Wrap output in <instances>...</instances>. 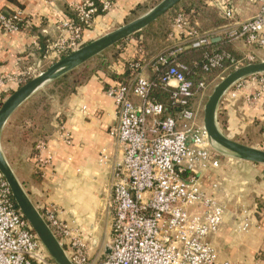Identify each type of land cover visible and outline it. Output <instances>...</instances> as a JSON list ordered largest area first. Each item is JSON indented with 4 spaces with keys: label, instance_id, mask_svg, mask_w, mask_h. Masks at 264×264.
<instances>
[{
    "label": "crops",
    "instance_id": "1",
    "mask_svg": "<svg viewBox=\"0 0 264 264\" xmlns=\"http://www.w3.org/2000/svg\"><path fill=\"white\" fill-rule=\"evenodd\" d=\"M84 1L0 0V9L4 13L19 11L27 21L20 31H0V72L6 77L7 90L0 93V103L21 86L22 76L26 72L35 74L45 71L47 64L55 62L50 59L49 50L44 57L41 35L56 38L59 34L58 24L72 18L69 13ZM155 1L113 0L112 7L95 15L91 26L83 30L80 43L87 44L125 24L139 7H150L149 11ZM235 2L237 10L234 20L223 18L215 7L207 5L224 20V23L209 28L214 41H218L228 28L237 27L259 10V5L250 0ZM194 11L191 9L190 12ZM196 16L193 21L200 30L203 21ZM142 38L130 37L117 46L121 52L108 71L111 73L98 70L67 96L50 95L46 110L50 114L42 124L47 135L37 142H45L42 151L37 149V144L34 147L30 134L28 137L24 134L36 124L33 117L25 115V110L38 93H47L55 79L38 89L12 114L1 136V147L7 149L6 157L12 159V164H9L38 210L42 215L54 210L73 230L82 232L93 257H103V253L105 255L110 251L114 215L109 202L116 168L123 162V152L110 133L118 122L116 104L106 90L122 80L128 70V61L140 58L136 46L143 51L146 66L142 74L151 75L150 62L154 58L145 54L144 45H140ZM190 40L191 37L179 34L172 25V30L167 33L166 49L181 48L182 51L191 47ZM235 48L242 58L247 54L264 56L261 50L248 47L241 40L235 41ZM239 82L241 85L235 83L220 101L217 113H221L226 121L221 130L232 139L264 149V97H257V89L251 84ZM39 156L46 161L42 166L36 162ZM19 158L25 159L26 163L20 164L17 161ZM263 175L264 164L228 154H222L219 169L204 173L205 185L213 180L221 182L218 197L228 209L220 232L210 238L218 252L219 262L264 264ZM241 219L249 223L246 230L240 228Z\"/></svg>",
    "mask_w": 264,
    "mask_h": 264
},
{
    "label": "built area",
    "instance_id": "2",
    "mask_svg": "<svg viewBox=\"0 0 264 264\" xmlns=\"http://www.w3.org/2000/svg\"><path fill=\"white\" fill-rule=\"evenodd\" d=\"M250 1L259 5L257 13L226 32L264 53V0ZM101 3L103 10L108 11L113 0ZM205 3L215 7L223 18L234 20L235 0H205ZM75 9L79 19L91 26L97 11L95 3L85 0ZM24 22L27 23L21 12L9 16L0 9V31H20ZM172 25L179 34L191 37V47L210 42L183 9ZM58 30L48 52L52 61L60 59L64 51L72 52L85 45L80 43L82 28L75 19L61 21ZM136 47L140 58L127 62L128 70L137 71L135 76L129 82L117 81L106 90L115 101L118 119L110 133L123 152L109 202L114 215L110 251L103 257H93L82 232L73 230L54 210L43 216L73 264H239L219 262L210 240L220 232L228 209L218 197L221 182L213 180L205 185L203 175L219 169L225 153L216 148L200 120V107L192 102L197 91L185 73L186 67L171 66L159 79L160 85L175 89L172 97L179 106L167 114L165 105L151 96L157 83L142 74L146 66L143 51ZM180 50L173 48L153 59L152 71L157 72L160 65ZM226 58H231L227 52L208 54L207 65L221 66ZM254 59L253 54H247L232 60L240 67L244 60ZM42 72H26L22 77L33 78ZM251 76L248 83L257 89V97H264V73ZM236 84L241 85L239 81ZM5 86L6 77L0 72V93L7 91ZM199 87L206 89L204 82ZM44 147L43 141L37 144L39 151ZM36 162L39 166L46 163L41 156ZM248 226L241 219L240 228L246 230ZM0 264H56L16 205L1 172Z\"/></svg>",
    "mask_w": 264,
    "mask_h": 264
},
{
    "label": "water",
    "instance_id": "3",
    "mask_svg": "<svg viewBox=\"0 0 264 264\" xmlns=\"http://www.w3.org/2000/svg\"><path fill=\"white\" fill-rule=\"evenodd\" d=\"M183 0H161L143 15L81 46L51 64L45 71L22 84L0 105V172L8 183L14 201L56 264H73L63 246L23 188L14 170L2 151L1 136L12 114L38 89L70 70L93 59L107 49L116 46L176 7ZM264 73V60L253 61L237 67L214 88L204 106L203 123L209 138L221 152L240 159L264 164V149H260L227 136L219 127L217 111L222 97L239 80Z\"/></svg>",
    "mask_w": 264,
    "mask_h": 264
},
{
    "label": "trees",
    "instance_id": "4",
    "mask_svg": "<svg viewBox=\"0 0 264 264\" xmlns=\"http://www.w3.org/2000/svg\"><path fill=\"white\" fill-rule=\"evenodd\" d=\"M159 1V0H157ZM95 6H96V13L95 15L102 14L105 11L103 10V4L100 0H94ZM154 5H152L153 7ZM150 7H139L138 10H134L132 15L127 19L130 20L131 18L139 17L143 12H146ZM187 10L188 13H190V16L192 20L197 15L198 18L203 21V24L200 26V31L202 34H205L209 37L210 42L206 45H202L199 47H189L186 48L179 53L175 55L170 61L165 63L164 65H160V68L157 72H151V75L149 76L151 79L156 81V85L153 87L151 96L152 98L156 99L157 101L163 103L165 107L167 108V114L173 113L174 111L178 110L179 106L174 103L173 101V93L175 89L173 87H165L160 85L159 79L168 71V69L171 66H181L184 65L186 67L185 73L187 77L192 81L193 83V89L197 91L198 96L201 91H203L199 84L201 82H204L206 86H209L216 78L219 76H223L225 73L229 71H234L236 67L235 60H239L242 57V54L238 49L235 48V41H237L233 36H230L227 32L224 33V35L220 36V39L218 41H214L211 37V28L215 25H220L224 23V20L219 17L217 14V11L215 9H212L207 6L205 3V0H188L183 1L180 4H178L176 7H174L169 14L165 17L160 18L159 20L153 22L148 27L144 28L142 31L136 33L131 38H138L142 36L143 45L145 47L144 51H146V55L149 57H153L154 59L159 57L160 55H163L167 53L171 49H166L168 43L166 42L167 39V33L168 31H163V24H169L172 19L175 18L177 13L180 9ZM191 9H194V13H191ZM178 10V11H177ZM70 16L75 19L76 24L82 28V32L84 29L88 28L89 26L84 24L78 17V12L75 9L72 13H69ZM9 16L13 14H8ZM195 15V16H194ZM94 16L92 19H94ZM196 16V17H197ZM173 21V20H172ZM127 22V21H126ZM194 23V21H193ZM21 30L25 28V22L20 24ZM126 40L121 41L116 45L120 46L123 43H125ZM151 41L155 44L153 47V44H151ZM53 42V39H50V36L48 35H41V50L45 55L47 54V51L49 50V46ZM118 48V47H117ZM71 50L64 51L61 53V58L70 53ZM121 50L119 49L117 56H119V53ZM227 52L231 55V58H226L221 66L216 67H208L207 63V55L213 54V53H222ZM114 57V58H115ZM103 58V59H102ZM96 60H101L100 65H97L96 69L93 70V72H90V67H88L89 62L83 63L81 66L84 68L81 71H69L65 73L64 75L59 76L54 80L48 90L47 93L42 92L38 93L34 98H32L30 102V106L25 110V115L27 117H33L36 124L33 129H30V131H25L24 134L26 137L30 134L32 137V143L34 147L36 146L38 139L41 137L46 136V132L44 131V126L42 125L45 123V119L48 118V115L50 112H46L49 107L50 102V95H61L63 97L67 96L70 92L74 90V88L88 80L94 73H96L99 69H103V71H109L107 70V65L111 60L107 61V58L103 55H99L98 57H95ZM59 60V59H58ZM105 60V61H104ZM260 61V60H259ZM56 62V61H55ZM48 66L45 67L47 69ZM234 69V70H233ZM137 71H131L127 70L125 74L122 76V80L125 82H129L134 76ZM111 73V72H108ZM71 78L72 81H68V79ZM32 77H23V81L21 82V85L31 80ZM56 87H52V86ZM195 96V97H196ZM195 97L192 99V102H195ZM44 99H48L46 103H43ZM2 103V102H1ZM0 103V104H1ZM218 121L221 126H225L226 121L223 119L222 114L218 113L217 115Z\"/></svg>",
    "mask_w": 264,
    "mask_h": 264
},
{
    "label": "rangeland",
    "instance_id": "5",
    "mask_svg": "<svg viewBox=\"0 0 264 264\" xmlns=\"http://www.w3.org/2000/svg\"><path fill=\"white\" fill-rule=\"evenodd\" d=\"M161 0H159V1H155V3L153 4L154 6H156L159 2H160ZM153 6V7H154ZM152 7V8H153ZM178 11V10H177ZM141 16V15H140ZM135 18H137V17H135ZM134 17L133 18H131L130 20H127V22H129V21H131V20H133V19H135ZM126 22V23H127ZM172 22L170 21V23L167 25H165V24H163L162 25V27H163V31L165 32V31H171L172 30ZM151 44H153V47H155L154 45V43L151 41ZM140 45H143V43H141ZM119 49L120 48H117L116 46H113V47H111V48H109V49H107L106 51H104V52H102L101 54H99V55H103V56H105V58H107V61L108 60H111L110 62H109V64L107 65V70H110L111 69V67L113 66L112 65V63L114 62V60H116V58L117 57H115V55L117 56V53H118V51H119ZM99 55H97L96 57H98ZM115 57V58H114ZM150 57V56H149ZM95 58V57H94ZM91 59V60H89V61H87V63L89 62V64H88V67H90V72H93V70H95L96 69V67H97V65H100L99 63H101V60L103 59H101L100 61L99 60H96V59ZM242 58V57H241ZM259 60H264V56H256L255 57V60L254 61H259ZM105 61V60H104ZM248 62H250V61H248V60H244L242 63L243 64H247ZM53 64V63H52ZM51 64H47V66L49 67ZM47 67V68H48ZM237 67H239V66H237ZM45 68V67H44ZM84 67L83 66H78V67H76V68H74V69H72V70H70V71H81L82 69H83ZM99 70H103V69H99ZM234 70V69H233ZM231 71H229V72H227V73H225L223 76L221 75V76H219L218 78H216L209 86H206V89L204 90V91H201V93L203 94L202 96H198L197 98V100L194 102V104H195V106H197L198 105V103H200V120L202 121L203 120V115H204V106H205V103L207 102V100H208V97L210 96V94L213 92V90H214V88H215V86L224 78V77H226L229 73H230ZM253 76H248V77H246V78H243V79H241L240 81H245L244 83H246V84H248V82L249 81H251V78H252ZM53 81V80H52ZM68 81H72V79L71 78H69L68 79ZM54 82V81H53ZM53 82H51L50 83V86L51 85H53L52 83ZM237 85V84H236ZM52 87H56L55 85L54 86H52ZM200 93V94H201ZM199 94V95H200ZM48 100V99H47ZM47 100L46 99H44L43 100V103H46L47 102ZM197 102V103H196ZM217 115H218V113H217ZM217 120H218V117H217ZM218 125H219V127L221 128V125H220V123H219V121H218ZM17 148V147H16ZM2 151H3V153H4V155H5V157H6V154H7V149L6 148H4V150L2 149ZM6 160L8 161V162H10L11 164H12V159H10V158H7L6 157ZM17 161L20 163V164H22L23 162L24 163H26V160L25 159H23V158H19V159H17ZM104 254V253H103ZM102 254V256H104Z\"/></svg>",
    "mask_w": 264,
    "mask_h": 264
}]
</instances>
